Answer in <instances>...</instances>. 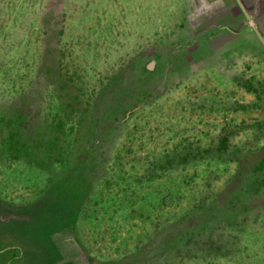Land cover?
Returning a JSON list of instances; mask_svg holds the SVG:
<instances>
[{
    "label": "rangeland",
    "instance_id": "rangeland-1",
    "mask_svg": "<svg viewBox=\"0 0 264 264\" xmlns=\"http://www.w3.org/2000/svg\"><path fill=\"white\" fill-rule=\"evenodd\" d=\"M16 107L57 143L0 153V252L264 264V0H0L3 137Z\"/></svg>",
    "mask_w": 264,
    "mask_h": 264
},
{
    "label": "trees",
    "instance_id": "trees-1",
    "mask_svg": "<svg viewBox=\"0 0 264 264\" xmlns=\"http://www.w3.org/2000/svg\"><path fill=\"white\" fill-rule=\"evenodd\" d=\"M229 29H235L233 27ZM22 108L16 107L13 111V115L9 117L8 121V134L3 137L0 134V153L1 155H5L7 151H9V155H12V157H22V156H28L37 154V150L42 146H52L53 144L57 143L54 141H48L44 143L35 141L34 143H30L28 139L24 137V128L27 125V119L26 117H23ZM58 139V138H57ZM6 149V150H5ZM193 161H200L204 158V156L198 154L191 156ZM38 165H42L41 162H37ZM181 163H183V167L187 163V155H184L183 158H181ZM184 184L185 181H184ZM217 195V194H216ZM208 196L205 194L200 196L197 201L192 206V211H201V213L206 211V207H209V204L213 201L209 202L207 201ZM214 200L216 198H213ZM189 211V212H192ZM188 213H183V216H186ZM221 249L220 247H214V250L219 251ZM23 250L15 245H10L5 250L0 252V264H21L23 258ZM24 264H31V263H24Z\"/></svg>",
    "mask_w": 264,
    "mask_h": 264
},
{
    "label": "crops",
    "instance_id": "crops-1",
    "mask_svg": "<svg viewBox=\"0 0 264 264\" xmlns=\"http://www.w3.org/2000/svg\"><path fill=\"white\" fill-rule=\"evenodd\" d=\"M261 27H262V24H261Z\"/></svg>",
    "mask_w": 264,
    "mask_h": 264
}]
</instances>
